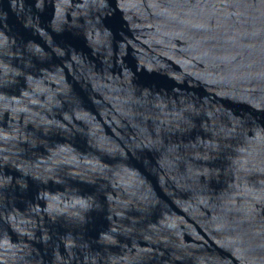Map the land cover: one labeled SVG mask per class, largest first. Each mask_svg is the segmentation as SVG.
Wrapping results in <instances>:
<instances>
[{
  "label": "water",
  "instance_id": "95a60500",
  "mask_svg": "<svg viewBox=\"0 0 264 264\" xmlns=\"http://www.w3.org/2000/svg\"><path fill=\"white\" fill-rule=\"evenodd\" d=\"M0 264H264V0H0Z\"/></svg>",
  "mask_w": 264,
  "mask_h": 264
}]
</instances>
